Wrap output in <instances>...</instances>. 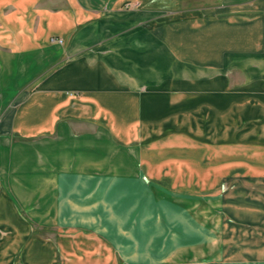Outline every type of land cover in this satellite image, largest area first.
Wrapping results in <instances>:
<instances>
[{
  "label": "crops",
  "instance_id": "obj_1",
  "mask_svg": "<svg viewBox=\"0 0 264 264\" xmlns=\"http://www.w3.org/2000/svg\"><path fill=\"white\" fill-rule=\"evenodd\" d=\"M186 135L197 157L221 144L255 156L235 185L232 163H209L225 189L210 198L214 226L200 211L187 222L193 263L264 264V0H0V259L176 264L175 248L135 258L136 203L152 204L145 155L172 170L165 140Z\"/></svg>",
  "mask_w": 264,
  "mask_h": 264
},
{
  "label": "rangeland",
  "instance_id": "obj_2",
  "mask_svg": "<svg viewBox=\"0 0 264 264\" xmlns=\"http://www.w3.org/2000/svg\"><path fill=\"white\" fill-rule=\"evenodd\" d=\"M218 2V1H212V3ZM237 77V76H236ZM235 77V78H236ZM239 124V123H238ZM240 125V124H239ZM229 138L228 141H235V139H232L234 134L238 135L237 129L235 127V124L231 125V129L229 131ZM232 134V135H231ZM223 140V139H222ZM218 142H225L220 141V139H217ZM165 142H168L171 146L176 147L177 150H172L173 148L170 147L169 151V167L172 168L174 166V169L176 168L173 163H176L178 161V170H156L158 163L165 158L161 157H167L166 155L159 154V152H154L153 154H146L145 158L148 159L150 163H152L154 167V171H152L151 177L153 179H149V177L145 178L146 186L142 188L143 193L148 197L150 196L151 201V208L146 209L145 203H136V211L137 213L141 214L147 211L146 218L141 221L142 227L140 228L137 225V229L139 234L136 235L138 238V243L141 244V247L143 248L141 251L134 252L136 253L135 258L138 260V262L143 260H149V259H157L160 258L161 253H163L164 250H170L174 249L172 253V259L175 260L176 264H194L193 263V256H192V245L191 242L193 240V235L191 234V231L188 230V224L190 226L193 225V221L198 220L194 218V214H196L197 211L201 212V219L199 222L202 224L204 228H209L214 226V218H209L210 215L212 216V212L210 210H213L212 202L210 201V198L214 196V190L217 189V194L220 193L221 190H224L225 184H222L224 182V177L226 174L225 168H219L217 171H211L209 170V163H220V166H223L225 163H232V166L229 168L233 170V180L231 182V185H235V183L239 182V174H245L247 173L246 170L243 169V164L245 163H254L253 160H251L252 157L255 158V156H251L248 151L241 152L240 146L234 145L231 149V154H229V147L228 145L225 146L224 144H221L217 147H211L209 148V151H206L203 147L200 149V155L194 156L192 153V149H189L191 146H196L197 141L191 140L187 135L183 138H176V139H170L165 140ZM209 142V139H203L200 138V143L207 144ZM239 147V148H236ZM175 151V152H174ZM190 154V155H189ZM188 158L187 162L194 163L193 166H189L191 170H188L187 162L185 164V168L181 165V160H173L174 158ZM253 158V159H254ZM190 159V160H189ZM185 160V161H186ZM200 162H198V161ZM202 160H205L206 162L202 163ZM141 162H138L139 164L144 161V158L142 157L140 159ZM166 167V166H165ZM195 168V170H192ZM225 169V170H224ZM141 172V171H140ZM168 174V182L169 185L161 186V173L163 177H165V174ZM143 176H145L144 172H141ZM165 173V174H163ZM213 174H216L217 179V186H214L212 183V176ZM166 178V177H165ZM222 178V179H221ZM192 184L194 186H190L188 184ZM171 184H174L171 186ZM221 186V187H220ZM166 191L169 196L167 199L166 207H168L169 213L166 209V212L162 213V205H161V199L162 196H166ZM149 198V197H148ZM215 204V203H214ZM145 207V208H144ZM149 207V206H148ZM218 210V205H217ZM166 214V215H165ZM204 214H206V217H204ZM219 218V217H218ZM217 218V224L219 222V219ZM125 221V219H124ZM123 221V223H124ZM127 218L123 225L127 224ZM166 224L168 225V228H166ZM178 225V226H177ZM180 226L185 227L184 232L188 234H181L178 235V229L181 228ZM139 227V228H138ZM124 228V226H122ZM151 228V229H150ZM171 229V230H170ZM36 231L40 233V235L44 237H53L56 230L54 228L50 227H42V228H35ZM180 230V229H179ZM3 232L0 230V235H2ZM153 234V235H152ZM103 237V236H102ZM109 241L113 240L112 234L109 236H105ZM117 237V236H116ZM123 241V239L126 241L127 237H117V240L120 241V239ZM121 242V241H120ZM170 243V244H169ZM176 247H174L175 245ZM190 243V244H188ZM126 244V243H124ZM124 246V245H123ZM173 246L172 248H170ZM184 249V250H183ZM120 250V249H119ZM121 254L125 253L122 250L116 251L117 257L121 258ZM0 264H20V251L19 252H9L7 253L6 257H2L0 259Z\"/></svg>",
  "mask_w": 264,
  "mask_h": 264
},
{
  "label": "built area",
  "instance_id": "obj_3",
  "mask_svg": "<svg viewBox=\"0 0 264 264\" xmlns=\"http://www.w3.org/2000/svg\"><path fill=\"white\" fill-rule=\"evenodd\" d=\"M52 41H59V42H61V39L60 38H52Z\"/></svg>",
  "mask_w": 264,
  "mask_h": 264
},
{
  "label": "bare ground",
  "instance_id": "obj_4",
  "mask_svg": "<svg viewBox=\"0 0 264 264\" xmlns=\"http://www.w3.org/2000/svg\"><path fill=\"white\" fill-rule=\"evenodd\" d=\"M134 225V224H133Z\"/></svg>",
  "mask_w": 264,
  "mask_h": 264
}]
</instances>
